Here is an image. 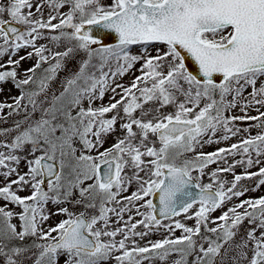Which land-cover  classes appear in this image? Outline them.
<instances>
[{
  "label": "snow or ice",
  "instance_id": "1",
  "mask_svg": "<svg viewBox=\"0 0 264 264\" xmlns=\"http://www.w3.org/2000/svg\"><path fill=\"white\" fill-rule=\"evenodd\" d=\"M43 2L56 13L47 20L42 18L43 4L36 5L41 16L32 18V0L0 3V56L10 57L7 65L0 64V69L10 68L0 71V85L11 80L21 92L11 97L10 104L0 102V113L9 109L0 120L24 110L22 121L0 129L5 138L16 133L10 143L0 141V148L7 149L0 151V169H6L0 176L5 180L17 176L0 187V199L21 209L14 213L0 207V264H61V258L63 264L109 260L143 264L155 257L164 261L173 253L179 256L174 264H189V257L194 258L192 264H264V231L256 235L264 230V197L243 200L211 219L226 202L245 194L247 189L237 190L241 180L258 176L257 186L264 185V167L247 171L264 155V112L256 108L259 115H247L256 105L264 107V0ZM66 5L69 11L61 14ZM13 23L24 30L10 26ZM42 30L58 34L46 37ZM110 37L114 45L105 43ZM38 39H49L63 51L37 46ZM134 46L139 49L136 53ZM25 48L33 51L11 59ZM33 56L35 65L25 70V78L17 79L21 61ZM189 59L195 70H190ZM70 61L76 62V70L60 84L61 90L49 93L50 82ZM43 64L49 66L37 81V69ZM137 64L141 75L130 86L119 83L118 78ZM37 83V89H26ZM249 87L252 91L245 96ZM107 92L112 93L111 102L94 108ZM170 106L173 112L162 111ZM237 106L243 116L226 115ZM108 113L113 115L105 118ZM118 120L124 121L120 128L125 135L104 148L105 137L115 133ZM237 120L258 121L256 127L262 131L214 152L196 151L248 132L235 126ZM218 131L223 135L214 139ZM26 150L32 159L24 157L28 171L20 174L13 165L21 163L18 153ZM188 153L194 155L181 160ZM236 155L243 158L228 164L227 157ZM218 162L227 166L211 172V183L201 184L205 169ZM237 165L245 167L243 174L233 172ZM125 169H131V175ZM194 172L198 174L193 176ZM221 173H232L234 178L220 180ZM133 182L137 190L123 195ZM25 186L31 195L21 197L17 192ZM49 202L79 205L83 211L58 207L49 214ZM133 210L141 217L135 223ZM181 214L194 220V226L178 220L174 228L162 225V220ZM50 215L67 218L44 228ZM113 216L121 227H112ZM14 218L19 226L12 223ZM245 220L255 227L237 241ZM139 226L145 231H137ZM160 227L182 230V235L143 247L133 239H143Z\"/></svg>",
  "mask_w": 264,
  "mask_h": 264
},
{
  "label": "rangeland",
  "instance_id": "2",
  "mask_svg": "<svg viewBox=\"0 0 264 264\" xmlns=\"http://www.w3.org/2000/svg\"><path fill=\"white\" fill-rule=\"evenodd\" d=\"M0 3H4L7 4V0H0ZM101 3L103 5H108L111 3V0H101ZM32 4L33 7L31 9V11L34 13V16L32 17L33 19L39 18L41 16V13H37L36 12V5L37 4H43V7L41 9L42 13H43V19L47 20L48 16L50 14H56L55 12H53L46 3L43 2V0H32ZM25 13H27L28 9L26 8ZM60 13H67L69 11V6H65L63 8H61ZM5 20H8L9 17L7 15H5L3 17ZM58 20L53 21V23H58ZM23 26V25H22ZM24 27V26H23ZM24 30V29H23ZM45 34L46 37H49L51 35L54 34H58V31L56 33H52L49 32L48 30H42ZM70 31V30H68ZM0 43H3V41H0ZM37 46L40 45H46L48 48L52 49L53 51H63V47H55L54 44L49 40V39H38L36 41ZM33 51L32 48H25V49H21L16 55L11 56V59L13 60H17L22 56H26L28 52ZM139 49L137 47L134 46L133 48V52L136 53L138 52ZM152 55H155V52H152ZM9 55L5 54L3 56H0V64H5L7 65V62L9 60ZM36 57L33 56L32 58L29 59H25L23 61H21V64L19 66V68L17 69L18 72V76L17 79H23L25 78L24 76V72L26 69L32 67L33 65H35L36 63ZM49 63H55V61H50ZM49 65L48 64H43L41 66L40 69H37L36 72V79L37 81L41 78V76L44 74V69H46ZM140 64L135 65V67L128 73L126 74L124 77L122 78H118V82L125 85V86H130L132 80L136 77L141 75L140 71H138V69L140 68ZM3 70H10V68H5V69H0V71ZM76 70V62L75 61H70L68 62L67 68L66 69H62L61 71H59L57 78L50 82L49 85V93H51L52 91H59L60 89V84L64 81V79L70 74V71H75ZM29 75H31V73H29ZM259 86V83L258 85ZM0 87H3L4 91L2 93H0V102H7V103H12V96H19L21 95L20 90L16 89L14 87V83L9 80L7 82H5L4 85H0ZM38 88V83L37 84H30L28 86H26V89H37ZM119 91V90H118ZM252 91L251 87L247 88L244 95L248 96V94ZM112 93L111 92H107L105 94L104 100L101 102L99 100H97L92 106L95 107H99L101 106V103H103L104 105L109 104L110 101V97H111ZM49 99L51 98L50 95L48 97ZM40 99H43V96L40 97ZM116 99H120L119 96L116 97ZM229 99H231V97H229ZM152 107H154V105H151ZM84 107L87 108L88 104L85 101L84 103ZM148 107H150V105H145V108L147 109ZM256 108H259L261 112H264V107H261L260 105H256L250 109L247 110V115L248 116H257L259 115V112L256 111ZM9 109H5L4 113H0V116H5L6 113H8ZM163 112H173L174 109L170 106L166 109H162ZM75 114V113H74ZM38 115V114H37ZM113 115V113H108L106 114L105 118H110ZM123 115V113L121 112V116ZM136 115H139V112L136 113ZM226 115H230V116H243L244 112H242L240 110V107L237 106L236 108L232 109L231 112L226 113ZM152 117H146V119H151ZM24 119V110L21 109L20 114L19 115H11V116H6V119L4 120H0V129H11L16 121H22ZM124 121L122 120H118V123L116 125V131L113 134H110L109 136L105 137V144H104V148H108L110 147L115 141L117 137H123L125 135V133L121 130L120 128V124L123 123ZM258 121H253V120H237L235 121V126L240 128V129H244V128H248L249 131L248 132H244L241 131L237 136L232 137L231 139L227 140V141H223L220 140L219 143H213V144H205L202 148L198 147L197 148V152H203V153H210V152H214L219 148H226V147H230L231 144L233 143H239L242 139L247 138L249 136H255L258 133H260L262 130L258 127H256V125L258 124ZM16 135L15 132H10L9 135L7 136V138L0 136V141H5L7 143L11 142L12 137H14ZM223 135L222 132L218 131L216 134V137H214V139H220V137ZM154 139V138H153ZM205 139H207V137H205ZM159 145L157 144V147ZM104 149H101V151H103ZM0 151H4L7 152L6 148H0ZM19 155H21V163L17 166V165H13L14 167H17V171L20 174H24L28 171L27 168V164H26V160L24 159V157H27V159H32L31 156H28L27 154V150L23 153H18ZM36 155H40V153H37ZM194 154L193 153H188L186 154L184 157H181V160L185 159V158H191ZM243 157H241L240 155H236V156H228L227 157V161L228 164L233 163L236 160H240ZM252 159L255 161L257 159L255 153H252ZM260 159V163L259 164H254L253 167L248 168L247 171L248 172H258L259 169L261 167H264V155L259 157ZM227 165L224 162H218L216 164H212L210 165L207 169H205V175L202 177L200 183L201 184H208L211 183V172L215 171L218 167L223 168L226 167ZM2 171H6V169H0V172ZM131 169H125V172L128 175H131ZM233 172L235 174H243L245 172V167L242 165H237L234 169ZM198 173H193V176H196ZM141 176H144V173H140ZM233 174L232 173H221L219 174V179L220 180H225L228 182H231L233 180ZM17 179V176L15 174L11 175L9 177L8 180H5L3 176H0V187L5 186L7 183H9L11 180H15ZM260 177H253L251 179H243L240 181V184L238 185V189L237 190H241V188L247 189V191L245 192V194L239 198H233L231 201H228L225 203V205L221 208L216 210L215 212H213L211 214V219H215L217 217H219L224 211H227L228 208L235 206L236 204H239L241 201L243 200H255V199H259L261 197H264V185H258V181H259ZM228 186H230L229 184H226L225 187L227 188ZM216 185L214 184V189H215ZM17 186L13 185V190H16ZM137 190V185L135 182L132 183V185L129 187L128 191L126 193H124L123 195H131L132 192ZM18 195H20L21 197L24 196H28L31 195V189L29 186H25L23 191H18L17 192ZM6 206V210H10L14 213H19L21 211V209L16 206L13 205L11 203H8L2 199H0V207H5ZM58 207H68L70 209V211L74 212V213H79L80 211H83V208L79 205L73 207V205L71 204H66V205H53L51 202H49L46 205V210L49 214L53 213L56 211V209ZM198 208L197 206H194L193 209L190 210V213H194L195 210ZM92 211V210H90ZM141 211H143V209H141ZM241 212L244 211V209H240ZM131 215L134 217L133 219V223H135L136 221H138L139 219H141V217L136 216L135 215V211L133 210V212L131 213ZM129 214H125L124 219L127 220L128 219ZM67 217L64 215H50V219L48 221H46L44 223V228H48V227H54L56 226L61 220L66 219ZM180 221L181 223H184L186 226H194L195 221L194 220H190L187 219L186 216L184 214H181L180 216H176L175 218L166 221H162V225H172L174 228V222L175 221ZM12 223L17 224V226H19V221L18 219H13ZM122 224H117L116 223V218L113 216L112 217V227L116 228V227H121ZM209 227H215L214 224H209ZM255 227V225L249 224L247 220L244 221V223L240 226L239 232L237 237L235 238L237 241H239L241 238L246 236V232L252 228ZM137 231H145L143 229L142 226H139L137 228ZM203 228H202V232H203ZM260 231H264V230H258L256 232V235L259 236L260 235ZM53 235H55V233H53ZM182 235V230H174L173 232H169L166 228L164 227H160L158 230L154 229L152 231L149 232V235H147L146 237H144L143 239L139 238V237H134L133 239H135L136 243L143 247V246H149V242H156V241H161L165 238H177L180 237ZM209 235H211L209 233ZM106 239V238H105ZM117 240L122 239V236H117L116 237ZM129 246L131 247V241L128 242ZM205 247H207V245H205ZM117 255L120 253H116ZM251 245L249 246V250H248V255L251 256ZM179 256L176 253H173L171 255H169L167 257L166 260L161 261L158 257H155L153 259L150 260H144L143 264H174L175 260L178 259ZM194 258L193 257H189V264H192V260ZM61 264H63V258H61ZM107 264H115L114 260H109L107 262ZM244 264H246V262H244Z\"/></svg>",
  "mask_w": 264,
  "mask_h": 264
},
{
  "label": "water",
  "instance_id": "3",
  "mask_svg": "<svg viewBox=\"0 0 264 264\" xmlns=\"http://www.w3.org/2000/svg\"><path fill=\"white\" fill-rule=\"evenodd\" d=\"M10 26H12V27H17L18 29H20L21 31H23V27L21 26V25H16V24H11ZM101 35H103L102 33H101ZM105 43H107L108 45H114L115 43H116V41H115V39L114 38H108L106 41H105ZM188 64H189V67H190V70H195V68H196V66H195V64L189 59V61H188ZM195 191V190H194ZM154 202H157V201H155L154 200ZM158 203V202H157ZM164 220H166V219H164Z\"/></svg>",
  "mask_w": 264,
  "mask_h": 264
}]
</instances>
